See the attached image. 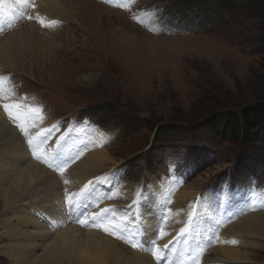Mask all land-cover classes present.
Returning a JSON list of instances; mask_svg holds the SVG:
<instances>
[{
  "label": "rangeland",
  "instance_id": "obj_1",
  "mask_svg": "<svg viewBox=\"0 0 264 264\" xmlns=\"http://www.w3.org/2000/svg\"><path fill=\"white\" fill-rule=\"evenodd\" d=\"M90 1L68 0L73 12L79 2L77 17L56 32L57 22H47L43 46L24 50L30 52L26 55L5 54L9 57L0 68V101L8 108L37 109L52 117L64 136L66 168L79 161L66 142L77 126L88 123L111 136L107 147L117 164L100 184L107 188L104 208L106 202V209L115 213L98 216L97 224L102 231L108 228L106 236L128 257L143 247L136 232L141 223L157 213L139 211L140 204L150 198L155 182L158 190L172 180L166 190H171L170 203L157 205L153 231L168 223L178 228L177 238L182 230L189 231L190 264H212L206 262L216 261V255L222 258L211 251L224 229L245 214L237 210L241 218L233 217L235 212L227 210L210 235L198 236L212 223L206 218L211 211L202 208L208 194L220 189L215 197L221 202L242 176L249 179L253 193L264 197V132L252 144L232 142L205 124L221 111L238 114L264 101V0H221L222 8L217 0H94L111 13L98 11ZM27 20L23 17L17 24L23 27ZM11 28H0L4 40L12 37ZM13 115L8 112L9 123L19 125ZM160 128L164 133L158 135ZM16 130L23 132L18 126ZM76 133L74 148L87 155L92 141L84 131ZM199 180H204L201 186ZM126 185H135L139 192L131 201L129 194L115 196ZM183 188H194L196 195L179 214L182 219L173 220L169 206ZM68 194L63 197L65 209L75 205V198L86 215L96 219L100 212L91 207V195L77 199ZM262 212L261 206L257 213ZM200 215L204 227L197 225ZM261 241L256 249L237 246L254 258L249 264H264ZM0 264H8L7 259L0 257Z\"/></svg>",
  "mask_w": 264,
  "mask_h": 264
},
{
  "label": "bare ground",
  "instance_id": "obj_2",
  "mask_svg": "<svg viewBox=\"0 0 264 264\" xmlns=\"http://www.w3.org/2000/svg\"><path fill=\"white\" fill-rule=\"evenodd\" d=\"M66 2L68 3V0H0V28H13L12 37L6 40L0 32V68L5 65V57H9L5 54L26 55L30 52L24 50L43 46L46 40L45 30L42 29L43 26L47 28V22H57V26L53 28L56 32L64 22L77 17L75 12L79 2L74 7V12L67 8ZM95 2L93 0L89 3L95 4L98 11H111ZM23 17L28 20L24 24L27 25L22 27L17 23L22 22ZM34 19H38V22ZM5 105L0 101V257L7 259L8 264H158L159 261V264H190L189 231H183L177 238L178 228L172 223L162 226L161 231H153L158 226L157 205L161 202L170 203L168 194L171 190H166L173 186L172 180L166 181L165 187H159L158 190L157 187L154 188L155 182L150 198L140 204L139 211L148 213L155 210L157 213L151 214L145 225L141 223L136 232L143 247L140 252L128 257L126 251L107 237V232L104 229L102 231L97 224L98 216L109 217L115 213L114 209H106V202L104 208L102 201L106 200V197L102 195L107 188L100 184L102 176L113 175L115 169L111 165L117 164L113 159V152L107 147L111 136L88 123L78 124L73 130L75 133L66 140L68 146L74 148L73 141L79 136L76 131H84L89 137V142H92L86 151L87 155L79 153L76 146L72 148L79 161L76 165L66 168L62 159L64 136L52 117L37 109L11 107L7 109L8 112H13L14 118L20 119L19 125L14 126L8 121ZM17 126L23 128L22 133L16 130ZM203 181L199 180L197 186H201ZM248 181L249 179L240 176L231 192L224 190L225 198L221 202L215 197L220 189L215 188L202 203L204 211H211L212 215L206 218H212V223L208 222L207 227L210 229L200 231L198 236L210 235V231L216 229V225L219 226V216L224 218L222 216L227 210L235 212L233 217H240L237 210H242L245 214L240 217L238 223L235 222L229 229H224V237L222 236L212 249L211 254L220 252L222 258L219 259L216 255V261L209 259L206 263L249 264L254 258L243 253V248L239 249L237 246L244 245L248 249L262 246L264 212L257 213V210L261 206L264 207V197L253 193ZM89 186L93 187V191H88ZM134 187L136 186L126 185L115 196L119 199L121 194H129L126 198L131 201L139 194L138 189L135 190ZM67 193L73 194L77 199L91 195V207L100 212L96 219H90L79 206L80 201L75 198V205L65 209L63 197ZM176 195L177 200L169 206L173 220H177L182 211H186V205L196 195V190L183 188ZM230 197L232 199H229ZM126 198L122 201H128ZM210 198L214 203L209 202ZM250 203L252 205H246ZM70 211L74 212L71 217L67 215ZM80 220H85V223L80 224ZM204 224L200 215L197 225Z\"/></svg>",
  "mask_w": 264,
  "mask_h": 264
},
{
  "label": "trees",
  "instance_id": "obj_3",
  "mask_svg": "<svg viewBox=\"0 0 264 264\" xmlns=\"http://www.w3.org/2000/svg\"><path fill=\"white\" fill-rule=\"evenodd\" d=\"M217 3L221 8L224 5V1L221 0H217ZM205 124L212 133L232 142L243 141L248 144L258 142L261 133L264 132V101L243 108L238 114L221 111L207 119ZM164 129L160 128L158 135L164 133Z\"/></svg>",
  "mask_w": 264,
  "mask_h": 264
},
{
  "label": "snow or ice",
  "instance_id": "obj_4",
  "mask_svg": "<svg viewBox=\"0 0 264 264\" xmlns=\"http://www.w3.org/2000/svg\"><path fill=\"white\" fill-rule=\"evenodd\" d=\"M29 19H31V17H29ZM53 23H55V22H53ZM4 107L6 110L8 109V105H5ZM21 130L23 131V128ZM29 143L30 144L32 143L31 140H29ZM34 147H38V146H34ZM79 223L83 225L85 223V220H80ZM104 231L107 232L108 228H104ZM111 234L115 235V233H111ZM182 234H183V230H182ZM132 246L137 247V245H135V244H133Z\"/></svg>",
  "mask_w": 264,
  "mask_h": 264
}]
</instances>
